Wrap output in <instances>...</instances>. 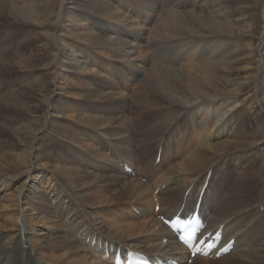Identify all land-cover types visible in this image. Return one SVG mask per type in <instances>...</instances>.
<instances>
[{"label": "bare ground", "instance_id": "1", "mask_svg": "<svg viewBox=\"0 0 264 264\" xmlns=\"http://www.w3.org/2000/svg\"><path fill=\"white\" fill-rule=\"evenodd\" d=\"M240 2L0 0V264H264V34L240 44ZM195 210L221 239L191 258L161 218Z\"/></svg>", "mask_w": 264, "mask_h": 264}, {"label": "rangeland", "instance_id": "2", "mask_svg": "<svg viewBox=\"0 0 264 264\" xmlns=\"http://www.w3.org/2000/svg\"><path fill=\"white\" fill-rule=\"evenodd\" d=\"M243 2H240L237 7L240 11V13L244 16L243 18V22H245L244 24H246V29L241 32L240 34H237L236 35V38L239 39V42L240 44L245 47L249 44H251L252 46L254 45L256 48L259 46L261 47V40H262V35L264 34V0H242ZM45 7V11L44 13L46 14L48 12V8L47 6H44ZM43 7V8H44ZM56 10H58V8H56ZM60 12V10H58ZM44 18H46V15L44 16ZM44 18H41L39 22H41ZM148 22V21H147ZM148 24V23H147ZM149 26H147L148 28ZM241 39V40H240ZM260 60H261V55L260 53L258 54V57L255 59V61H257V65H255L254 67V75H257L259 72H260ZM256 68V69H255ZM253 72V70H251V73ZM245 72H242L241 71V74H242V77L247 74ZM252 74V75H253ZM114 75H112L111 77V80L112 81H115L114 78H113ZM130 76L127 75L126 76V79H130L129 78ZM30 79H27L26 81H29ZM134 84L135 85H132L130 87V90H127V89H124L125 90V94H128L130 95V91L131 90H135L136 89V86H141L140 83L141 81L139 79H135L134 80ZM256 79L254 80L253 82V85L251 86V88H249V90L253 89L252 87H254L256 85ZM63 86V85H62ZM132 93V91H131ZM129 97V96H128ZM67 98V97H66ZM67 102L69 103H78V104H81L80 102L82 101H77L76 97L73 96L72 98L69 97V99H67ZM246 111H244L245 113ZM236 125V124H235ZM186 141H184V145ZM50 147V146H49ZM255 156V155H254ZM252 156V157H254ZM159 162V159L157 158V160L155 161V163H158ZM233 164V165H232ZM232 165V166H231ZM240 165H241V161L238 162L237 160L236 161H233L230 165H227V169H223V174H224V181L227 182L229 181L230 179H235L236 177H238L240 174L239 172L242 171V169H240ZM225 168V167H224ZM225 170V171H224ZM127 173H130L128 172L127 170ZM217 176H219V174H217L215 177H214V180L217 181ZM230 176H232V178H230ZM228 179H227V178ZM227 179V181H226ZM154 211L157 212V207L154 208ZM161 221H162V218H161ZM228 253L226 254H221V256H225L227 255ZM139 255V254H138ZM137 255V256H138ZM217 257H215L216 259L221 257L220 255H216ZM219 256V257H218ZM114 260V259H113Z\"/></svg>", "mask_w": 264, "mask_h": 264}, {"label": "snow or ice", "instance_id": "3", "mask_svg": "<svg viewBox=\"0 0 264 264\" xmlns=\"http://www.w3.org/2000/svg\"><path fill=\"white\" fill-rule=\"evenodd\" d=\"M192 238L195 239V234H193V237ZM183 243H185L186 245L191 246L190 243H189V240H187V239L183 240ZM117 264H119L118 261H117Z\"/></svg>", "mask_w": 264, "mask_h": 264}]
</instances>
